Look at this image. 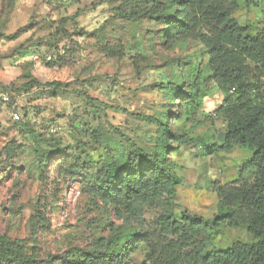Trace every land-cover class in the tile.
<instances>
[{
	"label": "clouds",
	"instance_id": "9594fccd",
	"mask_svg": "<svg viewBox=\"0 0 264 264\" xmlns=\"http://www.w3.org/2000/svg\"><path fill=\"white\" fill-rule=\"evenodd\" d=\"M162 2L0 0V248L17 264H53V254L80 264L100 235L121 264H197L186 241L215 250L247 239L251 210L233 199L257 179L237 176L251 154L235 133L243 113L204 50L222 43L264 92V63L213 27L226 11L264 41V0H185L178 12ZM226 209L239 223L224 221L215 238L189 227Z\"/></svg>",
	"mask_w": 264,
	"mask_h": 264
},
{
	"label": "trees",
	"instance_id": "16d2710c",
	"mask_svg": "<svg viewBox=\"0 0 264 264\" xmlns=\"http://www.w3.org/2000/svg\"><path fill=\"white\" fill-rule=\"evenodd\" d=\"M184 4L185 0H178L179 11ZM230 19L231 17L226 11L218 12L213 17V27L217 29L218 37L230 40L241 52L264 63V41L257 42V39L251 37L246 28H233L229 23ZM206 52L208 61L221 69L220 76L237 91L233 112L243 113L235 133L239 136L240 144L246 146L251 154L239 168L238 177L254 175L257 176V179L252 187L247 188L239 197L233 199L234 202L238 201V206L242 205L251 210V215L245 222L244 229L253 237V241L250 243L235 241L222 250H210L206 254H204L206 249L202 247L204 242L197 245L196 241H186L185 244L196 245L195 252L199 256L197 264H226L229 256L237 255L252 256L254 257L252 264H264V92L259 91L261 85L255 82V78L247 79L249 73L245 67L236 59L232 50L225 48L222 43L207 46ZM229 99V97H225L226 102ZM120 191L135 194V189L126 182ZM128 198V195H125V199ZM232 217L233 212L226 209L223 213H217L211 224L208 221L201 224V218H197L194 222L190 221L189 227L196 235H198L197 228L203 229L208 234L207 240L209 237L213 238L214 231L226 220L229 222V227H235L239 221L232 220ZM171 223L175 224V221ZM179 227L176 225V228ZM0 253L17 263L9 254L7 246L0 248ZM186 254H190V252ZM120 258L119 252L112 251L97 258H91L90 261L96 264H108ZM27 264H34V260L28 259ZM169 264H179V260L170 261Z\"/></svg>",
	"mask_w": 264,
	"mask_h": 264
},
{
	"label": "rangeland",
	"instance_id": "374dc122",
	"mask_svg": "<svg viewBox=\"0 0 264 264\" xmlns=\"http://www.w3.org/2000/svg\"><path fill=\"white\" fill-rule=\"evenodd\" d=\"M177 2L178 0H171V3L172 5L174 6V12H178L179 9H178V5H177ZM248 2V0H246V3ZM255 6V5H253ZM155 9H161L164 7V4L162 2V0H155V5H154ZM157 16L160 15L159 12L156 13ZM164 16H171L172 13H169L167 11H165L163 13ZM23 33L22 32H18V33H15L13 34V36L11 37L12 39H16L18 38L19 35H22ZM204 55L206 56V58L208 59V55H207V52H206V48L204 50ZM179 94V93H177ZM251 153V152H250ZM250 156V155H249ZM247 156L241 163L240 167L242 166V164L244 163V161L247 160V158L249 157ZM239 167V168H240ZM239 170V169H238ZM237 176H238V171H237ZM102 200H105L107 202H110L111 204L113 205H118L120 203V201H117V200H111L110 197H107V196H103L101 197ZM113 213L111 211H109V216H111ZM115 215L117 216V218H119V215L120 213L117 211L115 213ZM49 223L48 221H45V224ZM115 226V221H112V222H109V223H106V225L104 227H102L100 229L101 233H104L106 234L110 229H112L113 227ZM220 234V227L214 231L213 233V238H215V236H218ZM242 235L244 236H247V239H238L236 241H242V242H252L253 241V237L245 230L243 229V233ZM139 239V238H138ZM235 242V241H234ZM96 244L98 245L97 247L95 248H91V249H84V250H78L79 251V254H80V257H81V261H80V264H96L91 260V258H97L101 255H104L106 253H109V252H112V251H116L113 249L112 247V242L111 240H108L106 241L105 240V235H100L98 238H97V241H96ZM230 245V244H229ZM227 245V246H229ZM226 246V247H227ZM224 246V242L223 241H219L218 244L215 246V250H222L224 248H226ZM210 250L212 249H206L204 254H206L207 252H209ZM32 251L35 253L37 251L36 247L33 246L32 248ZM118 252V251H116ZM203 254V256H204ZM121 259H118V260H113L112 262L108 263V264H121ZM0 260L3 261V264H17L16 262L13 261V259L11 258H6L4 257L1 253H0ZM34 260V259H33ZM202 260V258L200 259V261ZM52 261H53V264H57V262H59V264H63V260L62 258L60 257L59 254H53L52 256ZM34 264H35V261H34ZM141 264H144V262L142 261Z\"/></svg>",
	"mask_w": 264,
	"mask_h": 264
}]
</instances>
